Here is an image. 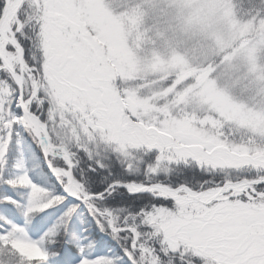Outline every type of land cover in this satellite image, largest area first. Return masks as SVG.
<instances>
[{
	"label": "snow or ice",
	"instance_id": "snow-or-ice-1",
	"mask_svg": "<svg viewBox=\"0 0 264 264\" xmlns=\"http://www.w3.org/2000/svg\"><path fill=\"white\" fill-rule=\"evenodd\" d=\"M0 264H264V0H0Z\"/></svg>",
	"mask_w": 264,
	"mask_h": 264
}]
</instances>
